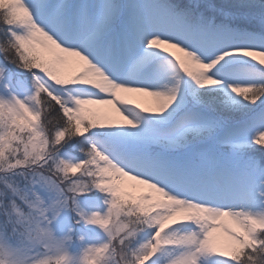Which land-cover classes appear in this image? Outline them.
Returning a JSON list of instances; mask_svg holds the SVG:
<instances>
[{
    "label": "snow or ice",
    "instance_id": "1",
    "mask_svg": "<svg viewBox=\"0 0 264 264\" xmlns=\"http://www.w3.org/2000/svg\"><path fill=\"white\" fill-rule=\"evenodd\" d=\"M0 264H264V0H0Z\"/></svg>",
    "mask_w": 264,
    "mask_h": 264
}]
</instances>
